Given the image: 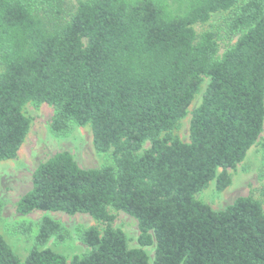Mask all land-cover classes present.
Listing matches in <instances>:
<instances>
[{
    "label": "trees",
    "instance_id": "1",
    "mask_svg": "<svg viewBox=\"0 0 264 264\" xmlns=\"http://www.w3.org/2000/svg\"><path fill=\"white\" fill-rule=\"evenodd\" d=\"M63 1L0 0V162L28 134L29 102L54 108L56 135L89 125L111 164L82 169L59 152L35 168L15 210L85 214L104 227L79 230L87 250L67 261L38 248L68 236L45 216L23 261L0 235V264H264L261 202L215 211L196 200L211 181L224 191L226 170L263 133L264 0H84L61 22ZM225 11L238 37L218 57L215 34L193 27ZM205 78L182 142L173 131ZM112 210L136 220L139 248L112 226Z\"/></svg>",
    "mask_w": 264,
    "mask_h": 264
},
{
    "label": "rangeland",
    "instance_id": "2",
    "mask_svg": "<svg viewBox=\"0 0 264 264\" xmlns=\"http://www.w3.org/2000/svg\"><path fill=\"white\" fill-rule=\"evenodd\" d=\"M80 1L84 0L63 1L61 22L69 20ZM230 14V11L214 13L206 23H199L193 27L197 34L205 31L215 34L218 57L234 44L238 37L229 33ZM52 17L53 14L46 16V18ZM207 83L208 79L205 78L188 108V114L173 131V135L182 142L189 141L190 112L200 104ZM22 112L30 121L28 134L17 156L12 160L0 162V235L23 261L29 251L36 246L38 222L47 216L62 225L68 231V236L63 241L52 237L44 246L38 248H48L62 254L67 261H70L74 256H80L87 250L78 238V231L91 226L101 230L104 226L85 214L70 216L59 212L34 211L27 215H20L15 210L16 202L30 190L32 173L35 168L53 155L68 152L80 168L97 169L111 164L112 152L98 153L95 151L89 125L74 126L66 135L53 133L51 122L54 108L48 104L29 102L23 107ZM226 172L230 177V184L224 191L218 192L215 188V181H211L204 190L196 194V200L207 204L212 210L220 211L238 198L251 197L261 202L264 211V125L263 133L248 151L245 159L234 169H227ZM110 212L114 216L112 226L126 235L130 248H139L137 243L139 231L136 220L120 211ZM144 250L150 258L153 257V247L144 248Z\"/></svg>",
    "mask_w": 264,
    "mask_h": 264
}]
</instances>
